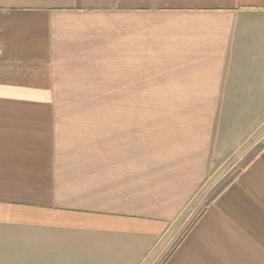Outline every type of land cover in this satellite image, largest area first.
<instances>
[{"label":"crops","instance_id":"1","mask_svg":"<svg viewBox=\"0 0 264 264\" xmlns=\"http://www.w3.org/2000/svg\"><path fill=\"white\" fill-rule=\"evenodd\" d=\"M263 126L264 0H0V264H141L254 154L164 264H264Z\"/></svg>","mask_w":264,"mask_h":264},{"label":"rangeland","instance_id":"2","mask_svg":"<svg viewBox=\"0 0 264 264\" xmlns=\"http://www.w3.org/2000/svg\"><path fill=\"white\" fill-rule=\"evenodd\" d=\"M163 108V107H162ZM61 111H102L116 112L117 117H125L127 112H133V116L145 117L148 122L155 120L160 111L158 104H110V103H62L57 104ZM126 112V113H125ZM156 126V123L153 127ZM256 140L264 144V126L256 136ZM256 143V142H255ZM243 152L241 153V155ZM240 155V157H241ZM235 156V160H236ZM231 160L225 162L224 166L212 176L202 187L198 195L190 200L186 208L179 214L178 218L171 224L166 232L156 241L154 247L144 257L141 264H164L170 256L174 247L186 235L187 229L194 224L200 214L207 207L208 201L215 196L223 183L234 176L236 171L246 162Z\"/></svg>","mask_w":264,"mask_h":264},{"label":"trees","instance_id":"3","mask_svg":"<svg viewBox=\"0 0 264 264\" xmlns=\"http://www.w3.org/2000/svg\"><path fill=\"white\" fill-rule=\"evenodd\" d=\"M260 152L264 149V144L260 145L259 148ZM259 153V152H258ZM254 156H256V154H254ZM253 156V158L248 159L242 166L241 168L234 174L233 177H231L229 180L225 181L223 183V185L221 186V188L217 191V193L215 194V196L213 198L210 199V201H208L207 206H209L213 200H215L229 185H231V183L243 172V170L247 167V165H249L251 163V161H253V159L255 158ZM184 238V237H183ZM183 238L181 240H183ZM180 240V241H181ZM178 245V244H177ZM177 245L174 247V249L177 247ZM169 258V257H168ZM167 258V259H168Z\"/></svg>","mask_w":264,"mask_h":264}]
</instances>
